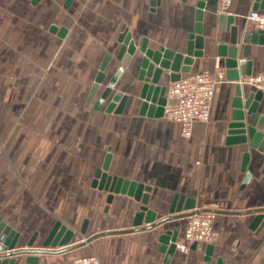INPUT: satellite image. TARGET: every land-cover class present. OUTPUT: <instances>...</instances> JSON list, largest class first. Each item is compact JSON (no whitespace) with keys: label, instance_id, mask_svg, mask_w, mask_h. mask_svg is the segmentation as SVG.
I'll use <instances>...</instances> for the list:
<instances>
[{"label":"crops","instance_id":"crops-1","mask_svg":"<svg viewBox=\"0 0 264 264\" xmlns=\"http://www.w3.org/2000/svg\"><path fill=\"white\" fill-rule=\"evenodd\" d=\"M32 1L0 0V222L21 234L17 247L25 248L38 233L34 247L41 248L60 220L76 232L73 244L82 245L33 255L38 264H71L92 254L102 264H203L209 249L208 264H264V225L253 227L256 217L264 216V152L227 144L236 82L227 79L217 56L219 42L229 44L230 36L219 30L222 1L206 2L204 57L189 73L208 72L218 82L211 119L196 123L189 138L179 124L139 114L143 83L134 66L125 69L118 84L124 94H135L122 114L107 113L106 105L95 110L97 98L89 105L87 98L105 55L116 56L125 30L138 44L147 38L152 49L184 53L199 0H157L155 6L151 0H74L68 8L66 0ZM252 11L254 0H232L227 14L239 27V58L251 61L252 74H259L264 46L242 42L244 31L253 30ZM61 28L67 29L63 37ZM119 64L114 57L109 72ZM163 82L168 89L172 85L166 76ZM242 87L244 98L257 91ZM260 116L264 96L246 122L254 124ZM109 152L110 175L152 187L148 207L156 220L171 216L176 195L191 198L195 209L216 212L218 240L188 253L176 250L167 260L160 238L179 228L181 241L186 217L133 230L141 202L122 194L106 212L109 192L92 182ZM245 152L252 178L241 189ZM29 256L17 264H27Z\"/></svg>","mask_w":264,"mask_h":264},{"label":"water","instance_id":"water-1","mask_svg":"<svg viewBox=\"0 0 264 264\" xmlns=\"http://www.w3.org/2000/svg\"><path fill=\"white\" fill-rule=\"evenodd\" d=\"M40 0H33V4H37ZM74 0H66L64 7L68 8ZM157 0H151L152 6H155ZM208 0H199L196 5L195 26L194 31L189 35L188 42L184 53L175 52L161 48L155 50L149 47L147 38L141 43L133 40L132 33L125 30L119 37L121 46L114 56L108 52L96 74L94 83L91 87L87 98L89 105L95 98L94 109L100 110L106 105V112L117 115L122 114L130 103V95L124 94L118 90V84L128 67H136L138 70V80L142 82L139 92L141 104L139 114L150 118L164 117L165 107L168 102L167 84L163 82L164 76L174 83L180 80L184 74L192 71L196 59L204 57L205 39L203 37V20L204 9ZM254 10L264 11V0H254ZM219 30L221 32H230L229 44L219 42L217 46V56L219 57V65L225 69L226 77L229 81L236 82L234 89V98L232 100V122L228 125L227 144H248L252 149L264 152V116H260L256 123L246 122L247 117H252L258 112L259 103L264 93L262 91L251 92L244 98L243 87L245 84L241 82V77L252 75V62L239 58V27L235 26V18L227 13H221L218 17ZM52 31H56L53 28ZM67 32L66 28H61L60 36H64ZM242 42L244 44H255L264 46V30L244 31ZM115 60L120 62L119 66L109 72L110 65ZM170 74L166 75L165 72ZM102 85H105L102 88ZM244 110H247L245 112ZM113 155L109 152L101 168H98L94 174L92 182L93 188L101 191L109 192L106 200V212L109 210L115 195H128L135 200L141 202L139 211L136 213L133 221V230L140 229L145 223L151 227L163 224L177 217H187L191 211L195 209V200L184 198L176 195L171 206V216L156 220L157 213L149 209L150 193L152 187L124 179L109 174ZM250 162V153L245 152L242 162V171L246 172L241 189L251 181L252 174L247 171ZM184 211V212H183ZM175 212L179 214H174ZM264 216H257L253 227H257L260 223L264 225ZM88 220L85 221L81 234L86 233ZM76 232L69 229L62 221L58 220L49 234L43 241L41 248H35L34 242L38 237L35 233L26 243L25 248H18V242L21 234L8 226L5 221L0 222V264H17L18 259L23 255H32L26 259L27 264H38L39 259L33 255H44L50 253H63L80 247L82 244H73L72 240ZM179 228L173 231H167L160 238L162 243L161 251L166 254L169 260L177 250ZM91 241V239L89 240ZM60 247V250L52 251L49 248ZM196 247V246H194ZM211 249L207 253L206 263H210ZM217 264H224L222 260H218Z\"/></svg>","mask_w":264,"mask_h":264},{"label":"built area","instance_id":"built-area-1","mask_svg":"<svg viewBox=\"0 0 264 264\" xmlns=\"http://www.w3.org/2000/svg\"><path fill=\"white\" fill-rule=\"evenodd\" d=\"M221 1V12L228 13L232 0ZM248 20L253 29L264 30V11H252ZM241 82L264 93V72L245 76ZM217 85V80L208 72L188 74L172 83L167 92L168 102L164 118L179 124L183 137H191L196 123L210 121ZM186 218L183 239L177 241V250L188 253L194 246L213 244L218 240L219 232L214 226L216 212L194 209ZM71 264H102V262L97 255L92 254L78 257Z\"/></svg>","mask_w":264,"mask_h":264},{"label":"rangeland","instance_id":"rangeland-1","mask_svg":"<svg viewBox=\"0 0 264 264\" xmlns=\"http://www.w3.org/2000/svg\"><path fill=\"white\" fill-rule=\"evenodd\" d=\"M134 68L136 69V67H134ZM130 98H131V100H130V103L129 104H132L135 101V94L130 95Z\"/></svg>","mask_w":264,"mask_h":264}]
</instances>
